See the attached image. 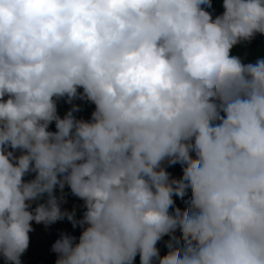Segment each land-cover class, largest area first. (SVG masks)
<instances>
[{
    "label": "clouds",
    "instance_id": "9594fccd",
    "mask_svg": "<svg viewBox=\"0 0 264 264\" xmlns=\"http://www.w3.org/2000/svg\"><path fill=\"white\" fill-rule=\"evenodd\" d=\"M216 2L0 0L4 264L65 218L55 264H264V0Z\"/></svg>",
    "mask_w": 264,
    "mask_h": 264
},
{
    "label": "trees",
    "instance_id": "16d2710c",
    "mask_svg": "<svg viewBox=\"0 0 264 264\" xmlns=\"http://www.w3.org/2000/svg\"><path fill=\"white\" fill-rule=\"evenodd\" d=\"M222 0L212 5L211 11L213 15H218L222 13L223 9L221 7ZM232 54L239 55L244 58L245 62L254 61L259 56H264V36L257 35L250 43L238 44L233 47ZM73 103L80 105V111L75 113L77 117H83L84 119L90 118L91 112L94 109V106L90 105L87 101L75 100ZM58 113L63 116L64 112L67 111L71 105L65 103L63 100L58 102ZM49 130L54 131L55 126L54 122L49 125ZM182 173L180 172L178 179L181 177ZM31 174L24 177V179H31ZM65 192L67 193L68 203L62 205L63 208L71 210L73 204L80 205L81 207L77 211V217H79L83 212V201L79 198L71 195L70 190L65 186ZM190 198V197H189ZM35 204H33V207ZM181 212L184 211L183 207L176 205ZM33 229L29 236V247L27 251L22 256V264H55L56 253L50 251L51 245L59 237L61 231L67 232L78 238L80 234V227L77 226L73 228L71 223L65 218L64 220L57 221L47 228L43 224H36L32 222ZM177 238L179 233L174 234ZM167 240V237L164 238ZM161 255L166 253L163 241L159 245ZM0 264H4L3 258L0 257ZM134 264H139V256L135 258Z\"/></svg>",
    "mask_w": 264,
    "mask_h": 264
}]
</instances>
